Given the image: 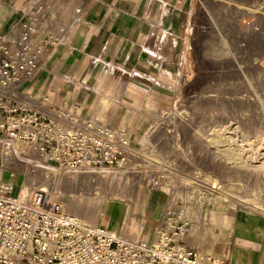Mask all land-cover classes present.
I'll return each mask as SVG.
<instances>
[{
    "label": "rangeland",
    "instance_id": "1",
    "mask_svg": "<svg viewBox=\"0 0 264 264\" xmlns=\"http://www.w3.org/2000/svg\"><path fill=\"white\" fill-rule=\"evenodd\" d=\"M226 2L232 4L227 7ZM220 3V7H204L210 12L211 19L209 23L202 24L200 0H186L189 20L186 23V29L177 37L179 40L177 43L178 52L174 55V59L169 64L167 63L169 68L174 71L171 88L177 85L176 81L179 77L182 78L179 82V93L177 95L172 88L170 91L171 101L162 102L165 110H159L158 106H150L155 112V116H146L143 126L138 129L136 134L131 135L130 139L129 134L125 136L123 134L120 125L122 118L120 117L116 118V124L112 126L108 117H105L104 124L99 123L96 117L90 114L91 108H87L86 112H81L80 116L89 119L95 128L107 125L115 135L116 143L122 144L124 140L128 141L129 144L126 147L129 154L126 160L121 164H105L104 167H108L112 171L123 172L128 185L135 187V184H139L141 180L144 185L142 196L145 199L144 196L147 193V201L153 193H161L163 201L161 211L154 215L152 214L153 209L150 208L146 215L147 218L155 221L156 227L167 209L171 208L181 213L183 206L186 205V200L181 196L176 203L168 204L170 195L159 185L160 175L165 181L164 183L173 185H177L178 178L186 179L190 182L189 196L192 201L187 204L191 206V209L196 210V213L192 216L181 214L189 223L190 234L197 230L202 233L200 242H190L189 244L204 251V254L223 253L228 256L231 244L228 245L224 240L231 235H227L221 230L220 227L225 226L223 223L211 221L212 213L219 212L235 218L232 226L236 228L238 220L242 217L245 219L248 216L247 221L244 222L250 221L249 211L243 208V204L249 203L253 195L259 197V202H255V204L264 207V186H259L253 176V173H258V169L264 167V158H261L260 155L257 157L247 155V147L250 142H264V0H221ZM237 5L243 7L252 5L254 12L237 13L235 12L238 9ZM71 12L70 5L66 0H37L35 6L30 8L31 19L15 26L11 33L9 32L1 39L0 44H8L13 50H18V47L29 48L42 68L45 57L48 55L47 52H51L49 50L53 44L58 43L57 37L52 35V31L59 35L61 31L68 28L67 20L71 16ZM51 16L54 17V20H47ZM195 25H198L197 29ZM18 27L22 29L21 32H14ZM189 28L196 36L200 34L196 37L197 41L191 40L190 45L187 42ZM33 39H35V43L31 46ZM187 48L189 49L188 58L187 61H183V55L188 50ZM222 49H226V51H221ZM243 50H245V54H243ZM105 68L104 65L94 72L98 83L90 84L87 87L93 92L94 103L102 100L103 105L110 109L111 105L118 100L120 77L118 74L112 75L110 78L113 82L112 90L103 91L100 88V80L101 72ZM161 71L159 69L154 73L159 75ZM126 76L128 79L130 78L129 75L126 74ZM138 79L146 88H151L153 85V80L148 77H138ZM187 79L189 80L187 81ZM165 80L168 82L170 76H166ZM27 83H30V80ZM28 90L29 88L20 94V98L27 104L34 103L45 107L46 112H50L52 117L55 113L60 114L56 117L57 120L62 119L63 116L66 117V115H61L62 112L77 114V109L81 107V105L75 104L70 108L63 107L59 112H56L57 110L53 107L46 108V105L51 103L49 99H43V101L42 99L38 101L33 98L26 99L24 95ZM124 97L128 101L134 102V99L129 95ZM184 109L190 119L187 123L178 122L181 118L179 110ZM123 111L128 112L129 109ZM159 112L163 114L161 113L162 115L159 116ZM155 127L156 129H154ZM152 130H154V139L144 140L143 136L146 135V132ZM8 138L0 135V141L8 140ZM21 142L29 145L27 140H21ZM11 144L10 140L6 143L8 148L11 147ZM8 148L7 153L10 152ZM7 153L5 160L9 156ZM21 154L25 155L26 150L21 149ZM22 159L25 161V168L22 171H14L3 162L2 171L4 169L8 171L7 179L11 176L10 180L13 181L16 192L20 191L29 167L33 165L32 168L37 170L43 163L42 156L38 157L37 155L33 161H29L25 157ZM247 159L252 160L254 165L250 167ZM54 164L61 174L67 173L71 169L62 168L57 163ZM102 166L98 164L95 167L101 169ZM195 171H199L202 176L194 175ZM87 174L89 172H85L84 175ZM90 182L92 185L98 186V181L94 176L90 178ZM116 182L117 176H112L109 180L111 189L107 198H112L109 195H111ZM95 193L101 195L100 189H94ZM98 194L97 196H99ZM216 197L218 199H215ZM70 199L71 195L66 193L65 202H69ZM259 216H263L261 223L264 224V215L260 214ZM129 217L135 220L145 217L143 211L138 209L136 200L131 202ZM106 219H111V215L105 213L100 218L99 224L104 225ZM121 223V213H118L112 219V227L118 228ZM155 226L150 227V233L155 230ZM238 231L239 223L237 234Z\"/></svg>",
    "mask_w": 264,
    "mask_h": 264
},
{
    "label": "built area",
    "instance_id": "2",
    "mask_svg": "<svg viewBox=\"0 0 264 264\" xmlns=\"http://www.w3.org/2000/svg\"><path fill=\"white\" fill-rule=\"evenodd\" d=\"M27 50L0 44V135L30 143L34 140L35 149L40 156L47 155L45 163L50 167H56L54 163L71 169L85 163H123L129 154L127 147L124 142L116 143L107 125L95 128L74 112H62L65 119L57 120L60 114L52 117L47 109L20 98L25 83L41 69ZM71 106L52 107L59 112ZM189 234V223L171 208L164 212L151 238L133 239L119 228L67 214L47 192L14 194L10 182L0 181V264L229 263L223 253L204 254L189 245Z\"/></svg>",
    "mask_w": 264,
    "mask_h": 264
},
{
    "label": "crops",
    "instance_id": "3",
    "mask_svg": "<svg viewBox=\"0 0 264 264\" xmlns=\"http://www.w3.org/2000/svg\"><path fill=\"white\" fill-rule=\"evenodd\" d=\"M66 1L72 11L67 20L68 28L59 35L52 31L58 43L53 44L49 50L51 52H47L43 67L30 83H25L24 88L35 89L37 98L39 96L42 101L49 99L51 103L47 104L46 108L79 104V114L91 108L90 114L94 115L99 123L104 124L103 120L108 116L112 126L116 124V118L120 117L123 134H129L130 139V136L136 134L143 126L146 116H155V112L148 106H158L159 110H165L162 102L171 101L174 71L168 64L178 52L177 37L186 29L189 20L186 0ZM36 3L37 0H0V42L15 26L31 19L30 8ZM47 20H54V17L51 16ZM104 65L106 68L101 72L100 80V88L103 91L112 90V75L118 74L120 77L118 100L111 105V110L103 105L102 100L94 103L93 92L87 87L98 83L94 72ZM159 69L162 70L161 73L155 74ZM126 74L130 76L129 79ZM166 76H170L168 82L165 80ZM138 77L152 79L151 88L144 87ZM125 95L132 97L134 102L126 100ZM125 106L130 107L128 112L123 111ZM131 116L138 117V122L128 123L127 120ZM0 158L1 173L4 160L1 155ZM10 177L7 180L1 177L0 179L13 183ZM162 202L161 193H153L148 199L147 210L152 208V214L156 215L159 208V211L163 208ZM262 217L259 216L258 220L252 223V232L256 234L252 239L237 234L238 223L247 221L248 216L239 219L236 228L232 226L231 234L225 233L231 235L224 240L228 245L231 244L228 249V264H264ZM118 228L131 237L122 223ZM154 232L155 230L150 233L149 238ZM190 242L189 234L188 243Z\"/></svg>",
    "mask_w": 264,
    "mask_h": 264
},
{
    "label": "bare ground",
    "instance_id": "4",
    "mask_svg": "<svg viewBox=\"0 0 264 264\" xmlns=\"http://www.w3.org/2000/svg\"><path fill=\"white\" fill-rule=\"evenodd\" d=\"M200 2L202 4V8H201V15H202V18H203L202 19V24L209 23V21L211 19V15H210L209 11L204 9V7L205 6L206 7H211V8L220 7L219 5L221 4L220 3L221 0H200ZM226 4H227V7H228L232 3L226 2ZM237 7H238V9L235 11L237 13H242L243 11H245V12H254V9H253L254 7L252 5H250L248 7H246V6L243 7V6H240V5L238 6L237 5ZM195 26H196V29H197L198 25H195ZM21 30L22 29L20 27H18V28H16L15 32L16 33H20ZM193 30H194V27H193ZM192 31L190 30V28L187 31V42L189 43V45L191 44V40H193V42L197 41L196 37L200 35L199 34V35L196 36L195 34H193ZM200 31H198V32H200ZM198 32H196V33H198ZM245 41H247V40H245ZM34 43H35V39H33L32 44H30V45L33 46ZM242 45H244V44H242ZM235 47H236V45H235ZM27 49H28L27 50V55L30 58H36V56L31 54V50L29 48H27ZM224 50L226 51V49H222L221 51H224ZM243 51H244L243 54H245V50H243ZM188 54H189V49L184 53L183 59H182L183 61H187ZM201 56H203V55H201ZM219 60H221V59H219ZM214 63H215V61H214ZM140 74H142V73H140ZM181 79L182 78L179 77L178 81H176V83L178 82L177 85H174V87H172L174 92L177 93V95L179 93V87H180L179 86V82L181 81ZM188 80L189 79H187V81ZM189 84H190V82H189ZM24 97L26 99H31V98H33L34 100L38 99L35 89L29 90V93H26L24 95ZM162 99H163V97H162ZM125 107H126V109H130L129 106H125ZM148 107H150V106H148ZM154 107H156V106H154ZM150 109H149V111H150ZM164 112H166V111H164ZM99 113H100V111H99ZM134 113H136V112H134ZM161 113L162 112H159V116H161L163 114V113L162 114ZM77 114H79L78 110H77ZM103 114H104V112H103ZM124 114H125V112H124ZM187 114L188 113H186L185 109L184 110H179V115H180L181 118H179L178 122H182V123L183 122L184 123L185 122L186 123L189 122L190 119L187 117ZM101 116H103V115H101ZM106 117H108V116H106ZM162 118H163V116H162ZM83 119H85V117H83ZM138 119H139L138 117L131 116L130 118H128L127 122L128 123H131V122L137 123ZM175 121H177V120H175ZM103 122H104V120H103ZM154 129H156V127ZM153 137H154V130L147 131L146 135L143 136L144 140H146V139L147 140L148 139H150V140L154 139ZM8 140H10L12 142L10 148H8L7 145H6ZM8 140L7 139H3L2 141H0V146H1L0 155L3 157L4 163L8 167L12 168L14 171L15 170L22 171L25 168V161L22 159V157H25L29 161H33L34 159H36V155L38 157H40V153L37 152V150L35 149L34 140L31 143L27 142V143H29V145L25 144L24 142H21V140L19 138L9 137ZM260 142L261 143L250 142L249 146L247 147V155H250V156L252 155L253 157H257L258 155H260L261 158H264V142H262V141H260ZM124 143H125L126 146L128 145V141L124 140ZM178 145H179V143H178ZM206 147L208 148L209 146H206ZM7 148H8V150H10L11 153L10 152H8V153L6 152ZM21 149L26 150V154L25 155L21 154ZM6 153L9 156H7V159L5 160ZM46 158H47V155H42V160L41 161L43 163L41 164L39 169H37V170L33 169L32 168L33 165L29 167L27 175L25 177V180H24L23 184L20 187V191L19 192L14 191V188H16V187L14 186V184L12 182L8 181V182H10L12 184V191H13L14 194L22 193V194H26V195H33L37 191H42L43 193L47 192V195H48L49 199L51 201H53V202L59 203L61 205L62 209L64 210V212H66L67 214H69L71 216H74V217H76V218H78V219H80V220H82L84 222L91 223V224H99L100 218L105 213H107V214L111 215V219H106L105 222L103 223L104 224L103 226H112L113 225L112 224V219L115 216H117L118 213H121L122 225H124V227H126V231H128V233L130 234V236L132 238H134V239H148L150 237V230L149 229H150V227H154L156 224H155V221L153 219H149L146 216L149 213L150 208H149V210H147V206H148L147 196H148V194L146 193V195L144 196L145 199L142 196L143 193H144V185L142 184L141 180L139 181V184L138 183L135 184L136 186L134 187V185H128V181H126V178H125V175H124L123 172L112 171L110 168L104 167V166H102L101 169H96L95 166H92V165H90L88 163H85L80 168H72V169H70L69 172L61 174L55 167H50V166H48L45 163ZM248 164L250 165V167L252 165H254L252 160L251 161L248 160ZM7 172L8 171L6 169H4L0 173L1 174L0 177L2 179H6L7 180V178H8V173ZM85 172H89V174L84 175ZM90 174H92V175H90ZM253 174H254L253 176H255L256 181L259 184V186L260 185L264 186V167L258 169V173H256V174L253 173ZM194 175L202 176V174L199 171H195ZM92 176H94L97 179L98 186H95L96 184H93V185L91 184L90 178H92ZM112 176H117V182H116V185L114 186V188L111 191V195H109V196H112V198L111 197L107 198V195L110 193V189H111L110 186H109V180H110V178H112ZM2 179H0V181H6V180H2ZM164 182L165 181L162 179V176L160 175V184L159 185H161V187H163L165 190H167L169 192V195H170L168 204L169 203H176L178 201L179 196H181L184 200H186V205L183 206V209L181 210V213L182 214H186V215H191V216L193 214H195L196 210L191 209V206H188V204H187L188 202L192 203V201L190 200L191 197L189 196V193H190V191H189L190 182L187 181L186 179L182 180V179H179V178L177 179V185L164 183ZM96 188L100 189L101 195H99L98 193L94 194V189H96ZM80 190H81V192H80ZM66 193H69L71 195V199L69 200V202H65ZM92 194H94V195H92ZM97 194L99 196H97ZM215 199H218V197H216ZM132 200H136L137 201L138 209L143 211V214H145V217H142L139 220L130 219L129 210H130V207H131ZM250 200L251 201L249 203H244L243 204L244 205L243 208H245L246 210L249 211L250 221L249 222H244V221L239 222V231H238V236L246 238V239H252V238H254L256 236V234L255 233L253 234V232H252L253 231L252 223L254 221L258 220L260 214L264 215V207H260V206H257L255 204V202L256 203L259 202V197H257V195H253ZM159 210H160V208H159ZM159 210L157 211L156 215L160 212ZM211 221L213 223H223V225H225V226L224 227H220L221 230L224 231L227 234H231L232 233L233 218L231 216L224 215V214H221L219 212H213L212 215H211ZM226 224H227V226H226ZM155 228H156V226H155ZM201 234L202 233L198 232V230L195 231L194 233H191L190 234L191 243L192 242H200Z\"/></svg>",
    "mask_w": 264,
    "mask_h": 264
}]
</instances>
